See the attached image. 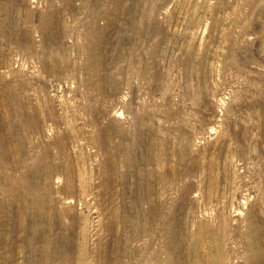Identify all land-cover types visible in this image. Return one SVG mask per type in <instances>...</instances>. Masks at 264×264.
Returning a JSON list of instances; mask_svg holds the SVG:
<instances>
[{
    "label": "rangeland",
    "instance_id": "rangeland-1",
    "mask_svg": "<svg viewBox=\"0 0 264 264\" xmlns=\"http://www.w3.org/2000/svg\"><path fill=\"white\" fill-rule=\"evenodd\" d=\"M0 264H264V0H0Z\"/></svg>",
    "mask_w": 264,
    "mask_h": 264
},
{
    "label": "bare ground",
    "instance_id": "bare-ground-1",
    "mask_svg": "<svg viewBox=\"0 0 264 264\" xmlns=\"http://www.w3.org/2000/svg\"><path fill=\"white\" fill-rule=\"evenodd\" d=\"M211 260H212V258H211ZM213 260H214V258H213ZM213 263V262H212Z\"/></svg>",
    "mask_w": 264,
    "mask_h": 264
}]
</instances>
